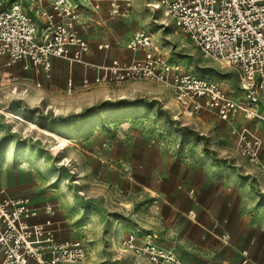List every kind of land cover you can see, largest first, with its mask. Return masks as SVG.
<instances>
[{
  "label": "rangeland",
  "instance_id": "374dc122",
  "mask_svg": "<svg viewBox=\"0 0 264 264\" xmlns=\"http://www.w3.org/2000/svg\"><path fill=\"white\" fill-rule=\"evenodd\" d=\"M34 1L0 0V10L18 2L34 11ZM70 1L87 10L84 0ZM119 1L122 14L112 17L99 6L100 24L84 28L93 43L129 49L132 33L142 30L152 37L148 51L156 57L178 60L194 76L240 94L238 70L202 56L153 7L157 0ZM38 88L21 68L0 73V190L28 197L58 240L80 242L85 256L78 264H149L119 240L143 232L149 189L169 185L173 174L222 187L264 224V175L238 152L232 133L249 127L264 137V124L240 115L230 126L209 113L186 114L168 89L148 81L70 83L48 99Z\"/></svg>",
  "mask_w": 264,
  "mask_h": 264
},
{
  "label": "built area",
  "instance_id": "2783aa9c",
  "mask_svg": "<svg viewBox=\"0 0 264 264\" xmlns=\"http://www.w3.org/2000/svg\"><path fill=\"white\" fill-rule=\"evenodd\" d=\"M100 1L94 0L95 9ZM107 1L110 16L122 14L119 0ZM34 2L43 18L40 29L35 17L18 2L0 10V57L4 58V67L22 61L24 69L48 71L52 58H62L96 69L92 80L96 85L153 82L168 89L186 114L209 113L230 126L240 115L256 125L264 124V0H157L154 4L188 36L202 56L238 70L237 95L212 80L194 76L178 60L160 59L148 52L152 37L142 30L132 33L129 48L132 52L145 51L143 57L92 65L84 59L89 46L78 32V6L70 0ZM82 84L91 82L84 79ZM232 133L238 152L264 175V137L257 128H233ZM188 193L191 196L193 192ZM0 195V264H78L84 258L85 248L80 242L58 240L47 224L31 221L38 212L28 197H10L4 190ZM45 210L49 212L50 208ZM188 214L194 216L191 211ZM222 237L228 239L226 234ZM138 238L136 233H129L120 245L149 264H185L173 248L159 245L151 235H145L141 243Z\"/></svg>",
  "mask_w": 264,
  "mask_h": 264
},
{
  "label": "crops",
  "instance_id": "0c3cea01",
  "mask_svg": "<svg viewBox=\"0 0 264 264\" xmlns=\"http://www.w3.org/2000/svg\"><path fill=\"white\" fill-rule=\"evenodd\" d=\"M85 2L87 3L86 0L82 3L87 10L79 8L81 18L78 28L89 46V51L84 55L86 62L95 66L106 65L111 59L130 62L145 55L142 50L132 52L129 43V49H115L105 41L93 43L94 40L87 36L84 28L100 24L95 15L99 8L95 9L94 0H88V5ZM33 3L36 8L34 11L24 8L40 19L39 28L43 24V18L39 14L37 3ZM99 3V6L106 5L109 9L107 0ZM106 44L108 47L104 48L103 45ZM3 61L4 58L0 57V73L5 70L15 72L21 68L30 86L34 90L39 87L41 97L47 99L58 88L63 91L69 83L82 85L83 80L88 79L90 85H93L92 80L97 73L92 67L71 63L62 58H52L50 69H40L38 72L32 67L24 69L22 61L9 67H4ZM261 155L264 157V153ZM203 183L189 182L179 174H173L169 185L149 189L152 193L148 196L150 204L140 222L143 232H128L120 238L119 243L129 233L137 234L138 243L149 234L159 245L173 248L185 264H264V224L247 216L244 205L241 206L238 200H234L233 194L214 184L207 185L209 181ZM190 190L193 192L191 196L188 193ZM31 205L34 207L32 202ZM189 211L194 216L189 215ZM42 219L37 215L31 221L41 222ZM223 234L228 236L227 240L222 237Z\"/></svg>",
  "mask_w": 264,
  "mask_h": 264
},
{
  "label": "bare ground",
  "instance_id": "6f19581e",
  "mask_svg": "<svg viewBox=\"0 0 264 264\" xmlns=\"http://www.w3.org/2000/svg\"><path fill=\"white\" fill-rule=\"evenodd\" d=\"M153 7H154V5H153ZM52 149H54V148H52Z\"/></svg>",
  "mask_w": 264,
  "mask_h": 264
}]
</instances>
